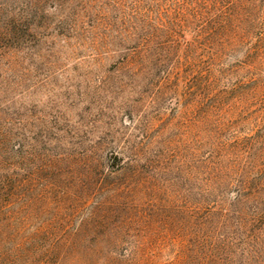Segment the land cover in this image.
<instances>
[{
	"label": "rangeland",
	"instance_id": "1",
	"mask_svg": "<svg viewBox=\"0 0 264 264\" xmlns=\"http://www.w3.org/2000/svg\"><path fill=\"white\" fill-rule=\"evenodd\" d=\"M18 2L15 26L0 11V264H264V0L225 2L261 35L218 65L250 59L262 91L221 135L256 192L237 207L206 189L215 124L182 69L166 83L137 49L130 0Z\"/></svg>",
	"mask_w": 264,
	"mask_h": 264
},
{
	"label": "trees",
	"instance_id": "2",
	"mask_svg": "<svg viewBox=\"0 0 264 264\" xmlns=\"http://www.w3.org/2000/svg\"><path fill=\"white\" fill-rule=\"evenodd\" d=\"M18 1L15 0L14 5L0 4V11H6L4 24L9 28L10 25L15 26L19 20L14 11L16 7L19 9ZM110 1L117 10L126 2ZM130 1L131 36L137 39V49L154 52L159 62L157 67L162 71L164 68L166 83L178 79L179 70L182 69L186 83L192 82L196 93L195 105L199 121L212 120L215 124L210 138L199 142V147L208 146L210 150L208 155L201 159L206 189L221 201L224 199L225 190L231 191L234 207L245 199L255 200L256 192L249 191L242 178V141L237 136L231 135L225 139L221 135L248 112L249 102L262 96L258 79L253 75V71L258 67L252 66L250 59H247V62L243 61L225 71L218 68L226 52L245 45L254 31H248L241 26L243 17L231 14L225 4L227 0ZM30 5L34 7L35 0L30 2ZM244 12L248 18L250 13ZM254 35L261 37L257 32ZM178 50H182V57L175 54ZM252 51V54L257 56L258 47ZM175 55L177 57L171 62V66H166L167 60H172ZM191 55L194 56L193 60L190 59ZM227 73L238 75L237 79L221 87L220 76ZM219 206L222 210L223 206ZM235 213L241 216L243 212L235 210ZM242 220L240 217V221Z\"/></svg>",
	"mask_w": 264,
	"mask_h": 264
}]
</instances>
